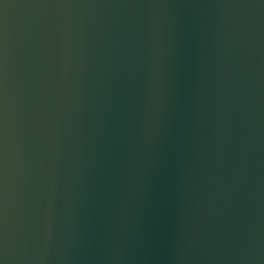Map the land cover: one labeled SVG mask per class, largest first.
I'll return each instance as SVG.
<instances>
[{
    "label": "water",
    "instance_id": "water-1",
    "mask_svg": "<svg viewBox=\"0 0 264 264\" xmlns=\"http://www.w3.org/2000/svg\"><path fill=\"white\" fill-rule=\"evenodd\" d=\"M0 264H264V0H0Z\"/></svg>",
    "mask_w": 264,
    "mask_h": 264
}]
</instances>
